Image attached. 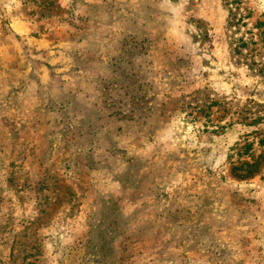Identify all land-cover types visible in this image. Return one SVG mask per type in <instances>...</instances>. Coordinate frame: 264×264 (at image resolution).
<instances>
[{
	"label": "rangeland",
	"instance_id": "obj_1",
	"mask_svg": "<svg viewBox=\"0 0 264 264\" xmlns=\"http://www.w3.org/2000/svg\"><path fill=\"white\" fill-rule=\"evenodd\" d=\"M0 0V264H264V0Z\"/></svg>",
	"mask_w": 264,
	"mask_h": 264
},
{
	"label": "clouds",
	"instance_id": "obj_2",
	"mask_svg": "<svg viewBox=\"0 0 264 264\" xmlns=\"http://www.w3.org/2000/svg\"><path fill=\"white\" fill-rule=\"evenodd\" d=\"M164 4L169 6V10L172 12H176L178 9L182 7L181 4H173L172 0H163ZM184 3H186V0H183Z\"/></svg>",
	"mask_w": 264,
	"mask_h": 264
}]
</instances>
